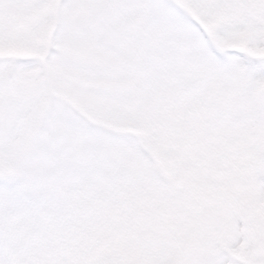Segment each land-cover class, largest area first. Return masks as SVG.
<instances>
[{
    "label": "snow or ice",
    "instance_id": "obj_1",
    "mask_svg": "<svg viewBox=\"0 0 264 264\" xmlns=\"http://www.w3.org/2000/svg\"><path fill=\"white\" fill-rule=\"evenodd\" d=\"M0 264H264V0H0Z\"/></svg>",
    "mask_w": 264,
    "mask_h": 264
}]
</instances>
